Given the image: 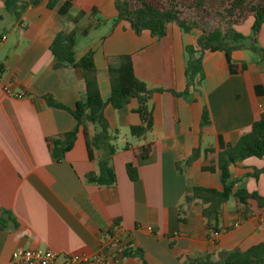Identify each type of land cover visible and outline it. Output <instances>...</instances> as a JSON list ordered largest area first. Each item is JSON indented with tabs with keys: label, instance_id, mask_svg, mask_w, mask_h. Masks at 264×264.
Returning a JSON list of instances; mask_svg holds the SVG:
<instances>
[{
	"label": "crops",
	"instance_id": "0c3cea01",
	"mask_svg": "<svg viewBox=\"0 0 264 264\" xmlns=\"http://www.w3.org/2000/svg\"><path fill=\"white\" fill-rule=\"evenodd\" d=\"M27 1L7 7V0H0V214L5 210L12 217L5 216L6 228L0 227V264H14L16 249L92 255L116 226L123 244L141 250L147 264H189L190 258L207 255L216 261L219 251L264 244V207L256 200L231 197L214 231L201 203L185 199L195 186L222 188L219 152L235 146L264 114V60L247 44L230 55L200 51L199 30L185 31L175 22L166 25L162 37L146 30L137 34L117 20L120 0H57L52 9L49 0L23 7ZM252 23L248 16L236 31L248 38ZM71 31L75 58L92 54L104 117L119 132L112 186L85 181L96 169L88 157L87 139L96 130L90 122L78 127L60 161L52 155L51 140L74 130L76 120L48 98L73 109L85 95L81 73L55 68L50 50L57 33ZM255 43L264 49V24ZM187 46L195 48L201 67L191 84ZM124 57L137 79L162 90L149 102L152 129L140 138L130 133V127L141 125L138 101L121 109L108 103V69L119 67ZM19 93L25 96L18 98ZM194 151L197 157L184 165ZM128 164L135 167L136 180L129 178ZM263 171L264 157L236 160L229 166L233 193L244 188L264 198ZM106 264L143 262L128 256Z\"/></svg>",
	"mask_w": 264,
	"mask_h": 264
},
{
	"label": "trees",
	"instance_id": "16d2710c",
	"mask_svg": "<svg viewBox=\"0 0 264 264\" xmlns=\"http://www.w3.org/2000/svg\"><path fill=\"white\" fill-rule=\"evenodd\" d=\"M41 0H28L23 3V7L36 5ZM136 2L132 5V2ZM168 1V8H159L146 0H120L116 3L118 11L117 20L126 21L131 28L140 34L142 31H149L152 36L162 37L166 33V25L177 23L185 31L198 29L200 36L197 39V47L200 51L222 50L230 55L233 50L244 48L242 43L245 37L234 29V26L242 23L248 16L253 17L251 26L252 43L249 48L261 59L264 60V49L255 45V36L264 24V0H230L222 17L228 18L229 27L226 31L215 28L205 31L196 24L180 20L178 17L179 4L173 0ZM199 6L203 0H194ZM17 0H7L6 6L16 3ZM57 0H49L48 8L52 9ZM18 18L19 13H14ZM75 32H59L54 37L50 50L55 58V68L72 67L81 73L85 83V95L80 99L73 109H69L50 97L48 103L51 106L68 110L76 120L74 130L64 133L51 140V151L53 157L60 161L65 153L69 151L76 138L78 127L84 122H90L95 126V133L87 139L88 157L95 162L96 169L85 174L87 183L98 186H112L116 182L115 170L112 158L118 151L116 140L118 130L113 129L104 117L103 109L105 102L101 97L97 82V69L95 67L92 54H87L80 59L75 58L74 53ZM186 51L189 55L187 63L186 77L191 84L196 77L201 76L200 59L195 57L196 50L193 46H187ZM110 95L108 103L114 109H121L126 106L131 99L138 101L136 113L141 120L140 126L130 127V133L135 137H142L152 129V109L149 102L154 93H159L161 89L149 88L147 84L137 79L132 70L129 57H124L119 67L108 69ZM203 122L207 121V111L203 110ZM198 155L194 151L193 155L184 161V165L190 164ZM249 157H264V114L261 115L251 126L250 131L243 135L235 146H227L219 152L218 169L222 188H205L195 186L191 196L185 197L186 200H198L203 209L202 214L206 219L210 229L216 230L218 216L223 205L231 198L238 197L241 201L247 199L256 200L258 205L264 207V198L256 193H248L244 188L238 189L233 193L235 181L231 180L229 166L236 160H243ZM181 163H177L180 169ZM127 174L131 180L137 179V171L132 164L126 166ZM264 173V171H263ZM11 220V214L2 210L0 214V227L6 228V220ZM121 253L123 257L137 256L143 264H147L143 258L141 250L133 249L129 244L122 243ZM189 264H264V244L250 247L246 251H219L218 259L214 261L212 255L205 258H190Z\"/></svg>",
	"mask_w": 264,
	"mask_h": 264
},
{
	"label": "built area",
	"instance_id": "2783aa9c",
	"mask_svg": "<svg viewBox=\"0 0 264 264\" xmlns=\"http://www.w3.org/2000/svg\"><path fill=\"white\" fill-rule=\"evenodd\" d=\"M4 90L11 93L8 88ZM16 96L21 98L25 95L19 93ZM147 230L153 232L150 227H147ZM122 243L123 233L116 226L106 234L98 250L92 255H59L51 250L16 249L11 255V262L14 264H106L108 260L119 262L123 259Z\"/></svg>",
	"mask_w": 264,
	"mask_h": 264
},
{
	"label": "rangeland",
	"instance_id": "374dc122",
	"mask_svg": "<svg viewBox=\"0 0 264 264\" xmlns=\"http://www.w3.org/2000/svg\"><path fill=\"white\" fill-rule=\"evenodd\" d=\"M149 3L159 8H168L167 0H146ZM179 4L178 17L180 20L187 22L188 24L194 23L199 28L205 31H211L215 28H221L226 31L229 27L228 18L222 17L227 3L230 0H203L201 5L196 4L194 0H173ZM136 2H132L135 5ZM238 25L234 26L235 30H238ZM198 30V29H197ZM200 32V31H199ZM252 34L243 40V44L252 43ZM256 45V43H255ZM257 46V45H256Z\"/></svg>",
	"mask_w": 264,
	"mask_h": 264
}]
</instances>
